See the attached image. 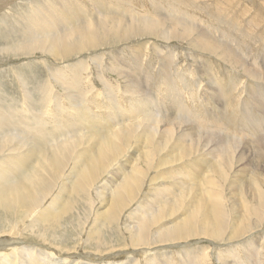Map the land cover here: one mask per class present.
<instances>
[{
	"label": "rangeland",
	"instance_id": "rangeland-1",
	"mask_svg": "<svg viewBox=\"0 0 264 264\" xmlns=\"http://www.w3.org/2000/svg\"><path fill=\"white\" fill-rule=\"evenodd\" d=\"M6 1L0 0V132L15 130L25 134L48 137L52 133L65 132L69 128L76 130L78 127L108 124L109 122H118L119 118H134L136 115L137 121L141 122L140 114L143 111L149 113L150 110L157 111L161 109L160 112L173 115V110H185L192 116L193 121L198 122L204 128L213 130L215 133L225 132L231 137L241 139L229 143L226 147L225 160H227V167L224 173V176L227 175L226 177H219L211 171L210 165L214 162L216 165H221L223 158L221 156L214 157L210 149L216 147L210 148V141L203 132L200 134L201 136H191L187 139L190 150L195 152L190 158L172 168L157 171L160 176L167 178L169 172L175 174L177 169V177L174 180H160L158 183L166 182L169 188L178 189L180 184L186 182V178L198 179L199 177L187 175L183 169L185 164L197 160L205 164L209 162L203 171L204 176L214 175L215 185L214 187L209 186V188L219 191L222 194L221 199L223 201H229L227 199L230 196L229 193L235 198V187L240 184L244 188H242V193L245 194L246 205L248 204L247 206L257 209L259 212L256 221L259 222L258 226H251L248 232V234L250 233L249 236L244 239H232L233 241L227 239L228 228H226L223 236L224 240L198 235L182 240H173L172 242H151L149 245L131 246L128 242L131 230L127 229L128 223L125 217L129 215V212L135 207L136 201L141 197V194L138 193L137 198L135 197L129 203L130 206H126L120 212L121 214H119L115 226L106 228V233L101 231L102 241L114 240L116 242L115 244H109V248L101 246L100 248L104 251L99 248V251L95 252L97 240L93 238L86 240V229H89L92 224V213L88 207H85V214L81 216L78 213L79 207L75 206L73 213L60 220L75 224L72 226L64 224V227L59 226L61 228L54 231V234L58 235V242L53 240V235L49 231L54 230V226H48V231L40 229L41 233L44 236L47 235L48 237H45L51 240L43 243L34 234L36 229L31 231L28 227L25 228L28 223L26 220L34 217L37 212H33L26 220H21L22 223L20 221L17 226L11 227L22 233L15 236V239L26 244H38L53 253H55V250L51 248L59 243L58 245H61L62 250L69 248V252L65 251V254L55 253L60 255L61 258L69 256L75 258L76 254L81 256L86 253L85 256L93 258L98 264H125L131 262V259H138L140 255L142 260L153 261L155 264H197L196 260H200L199 264H201V259L205 255L210 258H206L207 262L205 264H220L219 260L224 261L226 264H264V206L263 204H257L255 195H251L250 190L251 178L256 176L261 179V167L264 168V153L262 152V147H264V127L262 126L264 122L262 123L261 120L264 117V8L258 2L245 3L233 0H218L211 3L192 0H136L145 6L147 3L146 7L152 3L161 6L158 10L150 11L149 14H142L151 17H161L164 12L173 13L169 8H166L168 2L180 3L187 8L195 7L197 11L193 16L190 17L185 14L182 16L196 19L201 23H210L212 26H206L205 29L217 39L224 40L238 54L239 61L231 60L228 62L230 59L225 58L218 50H216L217 52L214 51L215 53H208L194 49L191 45L193 38L188 40L186 38H171V40L165 41L163 35L160 34H167L163 33L162 30L153 37L146 35L122 42L125 35L122 26L125 25L118 24V22H123V15L118 17V21L113 18L106 20L100 14V9L83 1L88 18L85 19L84 24L98 26L91 33L100 40V46L89 48V51L75 53L65 60H60L42 50H35L30 54L1 50L11 44L13 40L34 39L41 30H52L53 26L54 28L59 27L60 25L55 20L58 17L60 0ZM106 8L121 12L120 9H116L111 4L105 6ZM217 14L220 15V19L216 18ZM258 14H262L263 18L261 24L256 27ZM42 15L47 16V21L44 24L34 23V19ZM126 20L133 19L128 18ZM126 20L124 22H128ZM104 23L110 24L103 27ZM243 23L251 24L248 27V36L244 40H242L240 31V25H243ZM77 25L76 22L75 26ZM259 30H263L260 32L262 37L257 40L256 34H259ZM115 37L119 39L117 44L109 40V38L113 40ZM105 38L106 40L103 41ZM131 50H137L140 53V64L134 63ZM161 61L164 63L162 67H160ZM166 62L172 64L170 68L167 67ZM242 66H247L252 71L257 69L260 75L254 77L251 72H247ZM165 68L166 70H164ZM76 73H78L79 82L81 83H84V80H91V83L87 85V92L84 94L81 93V89L74 90L72 87L70 89L61 87L66 81L60 80L59 76H70ZM124 77L132 85L128 86L123 79ZM171 78L177 84V79L182 83L185 81L186 88H182L185 98L183 99L177 94L178 102H174L173 96L166 93ZM47 81L51 83V86L47 85ZM162 84H166L165 89L162 88ZM145 97H148V99ZM192 97L198 100V105L192 103ZM147 100L152 101V103L143 105L142 103ZM239 108L243 114L249 117L251 115V124L244 119L242 121L244 124L237 125ZM252 109L262 115L256 117ZM81 113L83 115H80ZM179 118H182V121H190L187 117ZM131 120L133 121V119H130L129 122ZM222 121L225 123H222ZM182 124L189 126L186 121ZM190 126L194 128L197 123L190 121ZM171 128H173L174 134L178 133L176 127L172 126ZM244 130L249 132L244 133ZM57 139L61 140L62 138L58 137ZM83 139H86V136H83ZM30 142L40 146V141L33 140ZM199 148L201 149L199 150ZM211 159L214 162L210 161ZM234 164L238 165L235 166ZM149 170L142 178L141 186L144 193L149 190L148 183L156 172L157 166L155 167L153 163ZM63 173L64 170L61 174ZM246 181L248 182L247 185L245 184ZM151 189H154V187ZM25 191L26 189H23L20 194H25ZM33 191L36 190L33 189ZM88 192L92 194V189H89ZM156 198V195L151 194V200L144 203L141 210H149ZM91 200L94 209L96 207L101 208L100 197L93 194ZM238 208L240 209V207ZM15 210L16 212L12 215L11 211H3V208L0 207V239L10 240L14 238L8 234L11 228L5 230V232L1 230L4 229L5 222L10 224L12 219H14L13 225L17 224L18 221H15L21 211L16 208ZM77 217L79 218L77 219ZM252 217L251 220L255 222V217ZM7 218L9 219L7 220ZM78 222H80L81 227L76 229ZM6 226L8 227V224ZM6 226L5 228H7ZM151 231L148 233L149 239L153 235V231ZM48 243H53L54 246L47 245ZM186 243L189 248L180 249L182 246L180 244ZM181 252L182 255L180 256L175 254ZM107 253L109 254L107 255ZM158 253L160 255L153 256ZM147 254H150V256H147ZM143 256L145 257L143 258Z\"/></svg>",
	"mask_w": 264,
	"mask_h": 264
},
{
	"label": "bare ground",
	"instance_id": "bare-ground-1",
	"mask_svg": "<svg viewBox=\"0 0 264 264\" xmlns=\"http://www.w3.org/2000/svg\"><path fill=\"white\" fill-rule=\"evenodd\" d=\"M10 1L12 0H7L6 2ZM83 1L88 5L91 3L100 9V14L106 20L113 18L115 21H118V17L123 15V22H118V24L125 25L122 26L125 32L122 42L146 35L153 37V35L162 30L163 33L167 34H160L163 35L165 41L171 40V38H186L187 40L193 38L191 45L194 49L208 53H213L218 50L225 58L230 59L228 62L231 60L239 61L238 54L232 47L230 48L224 40L217 39L205 29L206 26H212L210 23L205 24L196 19L182 16L183 14L190 17L193 16L197 11L195 7L187 8L180 3L168 2L166 8H169L173 13L164 12L161 17H151L143 16L142 14H149L150 11L158 10L161 6L152 3L146 7L147 3L145 6L136 0H60L58 17L55 20L60 25L59 27L54 28L53 26L52 30H41L36 34L34 39L9 41L11 44L3 47L1 50H12V52L20 51L28 54L35 50H42L50 56L65 60L72 54L89 51V48L93 47L97 48L101 42L91 32L98 26L84 24L87 18V10ZM192 1L211 3L217 2L218 0ZM233 1L245 3L258 2L264 8V0ZM110 4L116 9H120L121 12L111 8L105 9V6ZM128 18L133 20H126ZM216 18L220 19V15L217 14ZM262 18V14H258V22L255 24L256 27L261 24ZM125 20L128 22H124ZM46 21V15L38 16L34 19V23L36 24H44ZM76 22L78 24L77 26H75ZM106 24L109 25L110 23H104L103 27ZM249 25L251 24L243 23V25H240L242 40L248 36ZM262 31L259 30V34L255 33L256 37H258L257 40L261 39L260 32ZM105 40L106 38L103 39V41ZM109 40L115 44L119 43V39L116 37L113 40L109 38ZM130 52L134 63L140 64V53L137 50H131ZM163 65L164 63L161 61L160 67ZM166 65L170 68L172 64L166 62ZM242 67L247 72H251V75L254 77L260 75L257 69L256 71H252L247 66ZM59 79L66 81L65 84L61 85L62 88L70 89L72 87L74 90L81 89L82 94L87 92V85L91 83L89 79L88 81L84 80V83L79 82L78 73L70 76H59ZM123 79L128 86L132 85L125 77ZM177 82L180 87L171 78L166 88V93L173 96L174 102L179 101L176 98L177 94L181 98H185L184 92L182 91V88H186L185 81L182 83L177 79ZM47 85L51 86V83L47 81ZM165 86L166 84H162L163 89H165ZM145 98L148 99V97ZM192 98H190L192 99V103L198 105V100L194 97ZM151 103L152 101L147 100L142 104L148 105ZM160 110H150L149 113L148 111L141 112V122L137 121L136 115L134 118H119L118 122H109L108 124L78 127L76 130L69 128L65 132L52 133L48 137H41L36 134H25L15 130L1 131L0 207L3 208V211H11L12 215L16 212L15 208L21 211V214L17 218L15 217V222L18 221L17 224L13 225L14 219H12L10 224L4 221L6 223L5 226L8 224V227L6 226L7 228H5L4 226V229L1 231L4 230L5 232V230L11 227L17 226L21 220H26L33 212H37L35 215L33 214L34 217L26 220L28 223L25 228L28 227L31 231L36 229V233L34 234L43 243L46 241L50 242L51 240H48L45 237L47 235L44 236L40 229L42 231H48V226H54V230L49 231L53 235V240L57 241L58 235L54 234V231L59 230L61 228L59 226L64 227V224L71 226L75 224L60 220L62 218L65 219L67 215L73 213L72 211L75 206L79 207L78 213L81 216L85 214V207H88L92 213V224L89 229H86V240L90 238L97 240V245L95 244L96 252L99 251L101 246L109 248V244L116 243L114 240L102 241L101 231L105 232L106 228L114 227L119 214H121L120 212L139 193L141 197L136 201L133 210L125 217L128 223L127 229L131 230L129 235L130 239L128 240L131 246H144L149 245L151 242H172L173 240H182L198 235L221 240L223 239L226 228H228L227 239L240 240L247 238L250 234H248L249 228L251 226H258L257 224L259 222L256 221L258 220L259 212L257 209H252V207L247 206L248 204L246 205L245 194L242 193L243 187L240 184H237L235 187L236 194L233 193L236 199L228 192L230 194L227 197L229 201H223L221 199L222 194L219 191L209 188V186L214 187L215 185L214 175H203V171L209 162L205 164L197 160L185 164L183 169L187 175L199 177L198 179L186 178V182L180 184V187L175 190L169 188L166 182L158 183V181L174 180L177 177V169L175 174L169 172L167 178L160 176L157 172L164 168H172L176 164L182 163L187 158H190L195 152L190 150L187 139L191 136H201L200 134L204 132L210 141V148L216 147L213 149L209 148L213 152L214 157L221 156L223 158L221 165L214 164L215 162L212 161V158L210 161L214 163L210 165V169L219 177H226L227 175L224 176L227 167V160H225L226 147L229 143L238 141L241 138L231 137L225 132L215 133L213 130L206 129L198 122L193 121L192 116L185 110H173V115L165 114L164 112H160ZM252 111L254 110L252 109ZM237 113V125L242 124L244 119L249 124L252 123V120H250L251 115L249 117L243 114L240 108ZM254 113L256 117L262 115L256 111ZM80 115L83 114L81 113ZM179 117H187L193 123H197V126L191 128L190 121H182V118ZM130 119H133V121L131 120L129 122ZM261 120L263 123L264 117ZM185 121L188 122L189 126L182 124ZM222 123L225 122L222 121ZM172 126L177 128L178 133H173ZM248 132V130H244V133ZM83 136H86V139H83ZM58 137L62 139L58 140ZM33 140L40 141V146L31 144L30 141ZM262 150L264 153V147H262ZM153 157L154 160L152 161ZM153 163L155 167L157 166V170L153 176L151 175L152 177L148 183V192L144 193L141 186L142 178L145 176L147 170L153 166ZM261 169V179L256 176L251 178L250 190L251 195H255L257 204H263L264 206V168L261 167ZM63 170L64 173L61 174ZM246 183L248 182L246 181ZM152 187L154 189H151ZM23 189H26V193L20 194ZM33 189L36 191L34 192ZM89 189H92V194L88 192ZM93 194L101 198V208H93V204L91 203ZM151 194L157 196L152 202L153 206L149 210L142 211L141 209L144 203L151 200ZM252 216L255 217V222L251 220L253 218ZM77 225L76 229H79L81 227L80 222ZM151 230L153 231V235L149 239L148 233ZM8 234L14 238L10 240L0 239V264H98L93 258L85 256L87 255L86 253L81 256H77L76 254L75 258H70V256L61 258L57 254H65V251H68L69 248L62 250L61 245H58L59 243H56V246L53 248L50 247L55 250L54 252L57 253L55 254L42 248L38 244H26L21 240L17 241L18 239H15V236L22 234L19 233V230L11 228ZM229 243L231 242L229 241ZM49 244L54 246L53 243H48L47 245ZM175 245L177 246V244ZM180 245H182L180 249L189 248L187 247V243ZM175 254L180 256L182 252ZM210 254L212 255V253ZM155 255L158 256L160 253L154 254L153 256ZM147 256H150V254H147ZM205 256L201 259V264L207 262L206 258L209 257L208 255ZM139 258L135 260L131 259V262H126L125 264H155L153 261L142 260L141 255ZM199 261L196 260V263L199 264ZM218 262L220 264H226L222 260Z\"/></svg>",
	"mask_w": 264,
	"mask_h": 264
}]
</instances>
